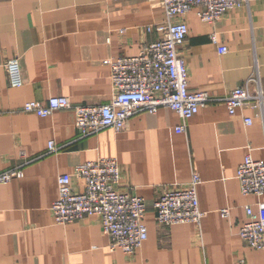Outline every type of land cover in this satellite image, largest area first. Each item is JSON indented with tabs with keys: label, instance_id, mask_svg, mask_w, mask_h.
<instances>
[{
	"label": "crops",
	"instance_id": "1",
	"mask_svg": "<svg viewBox=\"0 0 264 264\" xmlns=\"http://www.w3.org/2000/svg\"><path fill=\"white\" fill-rule=\"evenodd\" d=\"M183 20L188 34L179 52L190 90L220 99L249 80L253 89L258 80L264 93V0H249L212 24L201 22L197 10ZM164 21L152 0H0V172L22 171L0 185V264H264V248L239 237L245 205L264 224V195H243L236 177L246 155L264 160V103L240 107L233 116L223 102L208 103L182 133L175 131L179 116L161 107L136 113L120 132L106 128L85 137L72 109L47 117L21 111L29 101L54 96L72 105L107 103L111 59L139 54L158 37L146 28ZM219 46L227 52L220 54ZM16 56L23 84L13 88L2 64ZM49 141L59 149L48 152ZM102 157L117 159L119 190L142 197L147 207L148 238L132 255L110 250L98 216L56 224L51 214L57 177ZM193 171L204 212L199 229L191 223L161 227L153 201L163 189L185 184ZM79 184L73 177V187Z\"/></svg>",
	"mask_w": 264,
	"mask_h": 264
},
{
	"label": "built area",
	"instance_id": "2",
	"mask_svg": "<svg viewBox=\"0 0 264 264\" xmlns=\"http://www.w3.org/2000/svg\"><path fill=\"white\" fill-rule=\"evenodd\" d=\"M156 1L165 15V21L146 28L156 31V40L146 43L139 54L119 57L110 61L112 94L103 105H72L65 96L50 97L45 103L29 101L22 107L24 113H34L47 117L60 109H72L74 126L82 137L93 135L103 129L120 132L130 117L138 112L155 113L165 107L174 111L181 119L175 128L176 133L185 131L187 121L196 115L200 108L214 101H221L228 114L233 116L237 109L246 105L263 107L264 93L257 81L251 89L246 81L242 86L231 90L220 99L209 93L189 89V74L179 47L188 34V26L183 17L197 10L201 22L212 24L229 11L247 6L249 0H152ZM176 19V20H175ZM122 32V31H120ZM210 40L218 43L215 32ZM218 52H227L219 46ZM9 86H22L23 80L19 58L16 56L2 64ZM255 81V82H256ZM264 119V110H261ZM251 118L244 123L250 125ZM59 148L54 141L48 142V152ZM22 176L18 168L0 172V185ZM79 182L78 188L72 185V178ZM122 174L115 157H102L95 161L81 163L72 174L57 177L58 197L51 205V214L56 224H67L90 216H98L101 229L109 239L110 250L120 249L132 255L148 238L144 223L147 210L142 197L119 190ZM236 177L243 195H264V160H256L246 155L238 165ZM200 177L191 173L189 181L174 185L163 191L153 201L155 221L161 227L191 223L198 227L204 217L200 210L197 187ZM247 221L239 229V237L249 247L264 248V224L250 205H245ZM221 215L228 216L222 209ZM235 264H247L238 261Z\"/></svg>",
	"mask_w": 264,
	"mask_h": 264
}]
</instances>
